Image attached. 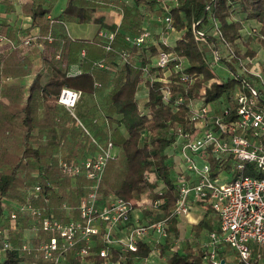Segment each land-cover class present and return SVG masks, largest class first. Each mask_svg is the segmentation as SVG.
Instances as JSON below:
<instances>
[{
  "label": "built area",
  "instance_id": "2783aa9c",
  "mask_svg": "<svg viewBox=\"0 0 264 264\" xmlns=\"http://www.w3.org/2000/svg\"><path fill=\"white\" fill-rule=\"evenodd\" d=\"M177 6V0H160L157 3L159 15L151 19L159 25L158 30L155 32L147 24H141L135 33L124 37L129 47L119 51L116 59L118 64L126 63L132 57V48L146 49L157 45V53L149 57V63L139 68L144 80L141 84L144 100H148L145 82L161 83L164 105H171L175 110L185 105L187 109L188 127L177 125L172 128V141L166 148V163L176 194L169 216L157 218L164 214L165 183L152 170L143 174L147 188L132 201L126 202L103 188L106 166L109 160L117 159L110 124L106 117L101 118L102 126L107 127V138L104 142L99 141L75 113L81 92L64 87L56 102L70 111L82 135L95 151L80 160H58L63 177L71 182H76L79 177L85 179L84 193L75 207V218L71 216L73 208L66 202L60 204L62 218H59L50 208V198L42 196L40 184L25 189L30 198L42 200L43 206H34L30 202L18 205L10 213L11 225L14 227L21 215L26 214L35 222L32 229L41 231L43 237H38L33 248L25 237L22 253L32 255L34 251L39 252L48 264H64L72 251L83 262L90 257H99L101 264H126L122 256L112 259L114 251L120 254L136 252L141 244L149 248V254L135 263L164 264L166 256L162 255L161 247L169 245L171 253L181 251L180 240L170 232V218H186L193 207L199 206L210 210L217 218L216 230L208 232L202 250L203 264H225L228 253L234 256L230 264H264V75L259 63L261 60L253 58L238 62V74L246 73L252 77V82L239 79L240 85L230 100L205 101L203 96L211 87V81L203 83L198 99L190 97L186 101L183 93L174 95L172 85L187 93L197 80L203 78L202 74L187 73L186 60L163 48H173L185 33V29L177 30L173 25L171 13ZM112 10L120 16L115 23L119 26L123 13ZM52 18L51 15L46 16L50 22ZM254 32L259 34L255 28L249 34ZM210 35L221 37L217 20L210 19L201 28L193 27L194 39L199 44L206 42ZM155 36L157 40H154ZM260 37L264 40V36ZM115 38L113 30L97 29L92 43L102 49L104 57L93 62V68L110 69L106 57L112 52ZM53 42L51 33L40 37L39 31L33 30H25L15 39L0 34V47L6 45L9 52L24 53L34 47L43 51L46 44ZM62 46L60 42L54 54L56 60L62 56ZM85 55V49H81L79 59L83 60ZM232 57L230 50L223 53L213 48L207 60L210 68L218 64L225 67L222 61L230 62ZM133 63L140 66L137 61ZM80 73L78 70L67 75ZM230 75L233 76L231 72ZM216 80L222 82L221 78ZM3 82L1 77L0 83ZM93 86L97 91L101 83L94 81ZM99 121L100 118L93 119L96 124ZM147 135L148 132L143 131L141 138ZM0 234L3 236L0 242L2 264L12 246L6 229L0 230Z\"/></svg>",
  "mask_w": 264,
  "mask_h": 264
},
{
  "label": "trees",
  "instance_id": "16d2710c",
  "mask_svg": "<svg viewBox=\"0 0 264 264\" xmlns=\"http://www.w3.org/2000/svg\"><path fill=\"white\" fill-rule=\"evenodd\" d=\"M127 1L129 3H127ZM160 0H67L66 6L60 15L52 18V22L46 19L54 0H27L22 6L25 15L30 17V29L38 27L40 37L48 33L54 36L52 44H46L48 57L44 62L48 68L46 79H42L40 68L28 87V96L22 100L19 90L10 93V103L0 107V230L6 227L2 224L3 209L1 199L7 197L19 203H31L34 206H43L42 200L32 199L24 195L21 188H30L38 183L41 186V194L50 198V208H58L66 202L72 210V217H76L75 207L79 197L84 193L85 179L79 177L76 182H71L63 177L53 158V149L59 146L65 139V122L67 112L59 113L56 100L63 87L86 93H96L105 88H111L108 93L104 108H98V114L85 113L81 118L87 127L95 130L99 141L104 142L107 138V127L102 126V117H106L111 130V139L120 149L123 163L118 171L121 179L114 187H106L115 195L126 202L136 199L146 188L143 179L146 171L152 170L156 176L165 183L164 214L157 218L169 216L176 200L175 189L172 186L171 173L166 163V148L172 141L171 129L177 125L188 127L187 109L181 105L175 110L171 105H164L161 100V83L145 82L147 98L139 96L143 78L141 77L142 66L149 63V57L157 53V45H150L146 49H131L130 61L118 64L116 59L119 51L128 48L124 41L127 34H133L140 27L143 20L156 25L153 17L159 15L157 3ZM178 6L172 9L173 25L177 30L185 33L177 40L173 48L163 47L166 51H172L178 58L186 60L187 73L202 74L203 78L197 80L187 93L179 86L172 85V93H183L188 98L198 99L199 91L205 81H211V87L206 89L203 96L205 101L230 100L234 90L244 80L238 74L240 68L238 62L253 59L256 52L252 49L241 51L238 42L241 41V20H229L234 13L245 15L260 24L261 28L255 41L264 49V0H177ZM121 10L123 17L119 26L113 24L110 17L103 16V10ZM100 12V13H99ZM217 20L220 23L221 37L208 36L206 42L199 44L193 36V27L201 28L209 20ZM229 20V21H228ZM93 23L98 28H108L116 32V38L112 45V52L106 57L110 69L99 70L93 68V62L104 57L103 51L95 47L92 41L75 40L65 34L66 23ZM0 34L11 36L7 25H0ZM95 39V38H94ZM60 40V41H59ZM157 40V36L154 37ZM62 42V56L59 60L54 59L53 52L57 43ZM213 48L226 52L230 50L233 57L230 62L223 60V64L233 74L222 82L216 80V74L209 66L208 57ZM85 49L86 55L82 64V72L79 75L67 76L68 68L78 59V52ZM50 57V58H49ZM5 58L2 59V61ZM136 59V60H135ZM6 61V62H5ZM4 75H21L20 64L15 57L6 59ZM133 61L139 62L135 66ZM19 67V68H18ZM264 75V62L261 66ZM238 77L237 79L234 78ZM249 77V76H248ZM252 80V77H249ZM97 80L101 88L95 90L93 83ZM260 94L263 92L260 90ZM42 108V117L39 118V109ZM103 115V116H102ZM100 118L99 124L93 119ZM23 132L20 138L19 148L16 152L10 151V143L15 136L16 127ZM38 128L40 134L47 133L48 147L34 149L33 144L40 137H33L32 131ZM60 129V135L56 130ZM147 131L148 135L141 138V133ZM73 133L72 137H75ZM93 147V146H92ZM94 148V147H93ZM64 151L70 149L69 142L63 147ZM65 159V158H64ZM72 159V158H66ZM118 160V159H117ZM107 167V166H106ZM38 170L39 176L33 177L32 172ZM257 176L252 174V176ZM104 182L102 181V185ZM206 209L204 217L194 227L196 234L203 228L209 231L216 230L217 218ZM59 218L61 212L58 213ZM31 217L24 214L20 217V226L12 233L11 246L2 264H48L42 260L39 252L32 255L22 253L21 245L25 229H31L34 225ZM170 231L176 234L174 220L170 218ZM2 235L0 234V240ZM162 255L166 256L164 264H203L202 251L195 252L190 244L184 251L171 253L169 245L161 247ZM149 254V248L139 245L136 252L114 251L113 260L122 256L126 264H137L135 261L144 260ZM99 257L87 258L84 262L74 251L70 252L64 264H101Z\"/></svg>",
  "mask_w": 264,
  "mask_h": 264
},
{
  "label": "crops",
  "instance_id": "0c3cea01",
  "mask_svg": "<svg viewBox=\"0 0 264 264\" xmlns=\"http://www.w3.org/2000/svg\"><path fill=\"white\" fill-rule=\"evenodd\" d=\"M26 1L27 0H0V25H7L8 28H10L11 36H7V35H5V36H7L11 39H15L17 34H20V33L24 32L25 30H28V31L33 30V32H36V31L40 32L38 27H34V28L30 29L31 19H30V17L25 15L23 10H22V6L24 5V3ZM54 1L55 2L50 9V13L47 15H51L52 17H57L64 10L66 3H67V0H54ZM102 12L104 13L103 16H107V17L111 18L113 24L118 23V21L120 20L119 14H117L112 9L103 10ZM16 19H20L22 21V24L19 27H16L13 24V22ZM229 20H232V21L233 20L234 21L235 20H237V21L241 20L242 29L240 30V33H241L240 39H242V37L245 34H249L250 29L247 25L250 22L249 20L242 21V19L240 17L238 18L237 15L232 16V18H229ZM143 23L147 24L153 31L158 30V27H159L158 24H156L157 26L152 25L153 23L151 24L147 20L146 21L143 20V22H141V24H143ZM252 24L253 25L255 24L253 28L257 29V31L258 30L260 31L261 26L259 23H257L256 21L253 20ZM97 29H98V25L93 24L91 22L82 23V24L66 23L65 28H64V30H65L64 32L71 39L92 41L95 38V34H96ZM2 35H4V34H2ZM59 41L57 43V48L59 47V43H60ZM7 48L8 47L6 45H2L0 47V78L2 77L4 79V82L0 83V95L2 96V102L0 104V107L4 106V105H8L10 103L9 94L16 92L17 90H19V92L21 94V99L24 100L28 96V87L30 86L31 81L33 80L34 76L36 75V73L39 71L40 68L44 67L43 70L41 71V75H42L43 80L46 79V77L48 75V68L46 67V64L44 62L45 58L48 57L49 51L47 49H44L42 51V50L34 47V48L29 49L28 51H26L24 53H20V52H16V51L9 52ZM45 48H46V45H45ZM57 48L53 52V55H52L53 57H54V54H55ZM252 50H254L256 52L254 58H258L261 60V58H259L260 55L258 54L257 46H255ZM263 53H264V50H263ZM10 57H15L16 60L19 62L21 75L18 76V75H10V74L4 75L3 74L4 69L6 67V63H5L6 61L5 60L10 58ZM3 58H5V59L2 61ZM262 59H264V57ZM83 63H84V59L83 60L79 59V52H78V59L75 63H73L69 66L67 74H71V73L75 74L78 70H80L82 72L81 66ZM221 67H223L226 72L229 71L223 65ZM95 81H97V80H95ZM110 90H111V88H105V89H102L101 92L98 91V92L93 93V94L86 93L83 91H79V92H81V97H80V99L76 105V108H75L76 115H79V116L84 115L85 116V113L97 115L98 114V111H97L98 108L100 106H102V103H105L107 101L108 93L110 92ZM143 91H144V89H143V87H141L140 91L138 93L141 98H143ZM55 105H56L57 109L59 110L60 114L63 113L64 111L67 112V114H68V116H67L68 118H67L65 125H64L65 129H66V133L64 134L65 139H62L59 146L56 147L55 149H53V158L55 159L56 163H58L59 159H64V158L66 159V158L70 157L72 159L80 160V159H84L87 156L92 155L95 151L93 148L94 146L92 144H90L88 139L82 135L79 127L76 125L74 119L70 115V111L68 109H66L65 107L57 104V102ZM39 112H40L39 118H41L42 117V108L39 109ZM22 132L23 131L21 130V133L19 135V140L21 138ZM73 133H76L75 137H72ZM91 133L96 137L95 130L91 131ZM56 134L60 135V129L56 130ZM32 135H33V137L40 136L37 139L36 143L33 144L34 149L45 148V147L49 146L47 133H44L41 135L40 130L38 128H35L32 131ZM98 137H96V138L99 139ZM66 142H69L70 149H66L64 151L63 147L66 144ZM32 176L34 178L39 176V172L37 169L32 172ZM25 189H27V188H21V191L24 193V195L28 196ZM20 204H22V203H19L18 201L11 200L7 197H3L1 199V207L3 209V217H2L1 223L6 225V227H4L2 229H6L10 243H11L12 233L17 231L19 226H20V220L14 225V227H13V225H11L10 218H9L10 213ZM57 209L58 208L51 207V210L55 214L57 213L56 215L59 216L58 215L59 211ZM205 213H206V210L202 209L199 206H195V207H193V209H192V211L188 217L182 218L180 220H178V219L174 220V225L176 227V234L173 233L172 231H170V232L172 235H174V237H176L177 239L180 240L181 252L184 251V249L187 247L188 244L191 245L192 250L195 252H197V250L198 251L203 250V247H204L205 243L207 242V234L210 231L202 228L196 234L194 227L204 217ZM39 236L43 237V233H41V231L35 232V230H33L32 228L29 230L25 229L24 233H23L22 243L25 240L24 238L27 237V243L30 245L31 248H33L36 245ZM2 238H3V236H2ZM2 238H1L0 242L2 241ZM233 258H234V256L231 253H228L227 262L225 264H230V262L233 260ZM30 264H32V263H30Z\"/></svg>",
  "mask_w": 264,
  "mask_h": 264
},
{
  "label": "rangeland",
  "instance_id": "374dc122",
  "mask_svg": "<svg viewBox=\"0 0 264 264\" xmlns=\"http://www.w3.org/2000/svg\"><path fill=\"white\" fill-rule=\"evenodd\" d=\"M235 15H237L238 18L240 17L242 19V21L249 20L250 22L247 25H248L250 30L254 27L255 24L254 25L252 24L253 20L247 19L245 15H239L238 13H234L233 16H235ZM13 24L16 27H19L22 24V21L20 19H16L13 22ZM154 31L156 32V30H154ZM256 36H257V34H255V32L254 33H250V34H245L242 37L241 41L238 42V48L241 51H244L247 48L253 49L255 46H257V49H258L257 51H258V54L260 55L259 58H261V61L259 63L262 66V63L264 62V59H262L264 57V53H263L264 49L262 47H259L257 41H255ZM170 42H172V40H170ZM220 50H221V48H220ZM209 57H208V59H209ZM211 70L214 71V73H216L217 77L221 78V79H226L230 75V71L226 72L224 70V68L221 67V64H218L217 66H213V68L211 67ZM241 76L247 82H250V83L252 82V80L247 76L246 73H241ZM105 105H106V103H102V107L103 108H104ZM77 117L82 120L81 116L77 115ZM88 130L89 131H94V129L92 127H88ZM20 133H21V130L17 126L16 127V134H15L14 138L12 139V142L10 143V151L11 152H16L18 150V148H19V144H20L19 135H20ZM81 133H82V131H81ZM114 152H116L118 160L117 159L116 160L111 159V160H109V162L107 164V167L105 169V172H104L103 178H102V181L104 182L103 183L104 184L103 188H105V189H107L106 187H108V188L114 187L121 179L118 171L120 170V168L122 166L123 156H122V154L120 152V149L118 147H116V146L114 147Z\"/></svg>",
  "mask_w": 264,
  "mask_h": 264
}]
</instances>
